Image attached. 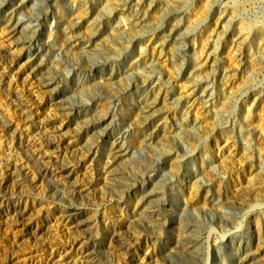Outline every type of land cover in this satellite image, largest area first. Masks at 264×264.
I'll return each instance as SVG.
<instances>
[{"label":"rangeland","instance_id":"374dc122","mask_svg":"<svg viewBox=\"0 0 264 264\" xmlns=\"http://www.w3.org/2000/svg\"><path fill=\"white\" fill-rule=\"evenodd\" d=\"M263 77L264 0H0V264H264Z\"/></svg>","mask_w":264,"mask_h":264},{"label":"bare ground","instance_id":"6f19581e","mask_svg":"<svg viewBox=\"0 0 264 264\" xmlns=\"http://www.w3.org/2000/svg\"><path fill=\"white\" fill-rule=\"evenodd\" d=\"M236 109L234 110V112L236 111ZM262 205H264V198H258V199H256L255 202L250 203L246 208L244 216L240 222V226L246 225L250 221L252 212L256 208L261 207ZM177 208H178V206L176 205V209ZM216 232L221 233L223 236L226 235L225 233L221 232V230L218 226H212L210 228V230L208 231V234H207V256L205 258L204 264H212V261H211L212 256H213L212 240H213L214 234Z\"/></svg>","mask_w":264,"mask_h":264},{"label":"water","instance_id":"95a60500","mask_svg":"<svg viewBox=\"0 0 264 264\" xmlns=\"http://www.w3.org/2000/svg\"><path fill=\"white\" fill-rule=\"evenodd\" d=\"M2 15L4 16V13H2ZM262 82H264V77H263L262 80H261V83H262ZM240 101H241V97L238 98L236 105H235V106L233 107V109L231 110V112H230V115H231V116L234 114V110L238 107ZM212 258H213V256H212ZM211 261H212V259H211Z\"/></svg>","mask_w":264,"mask_h":264}]
</instances>
